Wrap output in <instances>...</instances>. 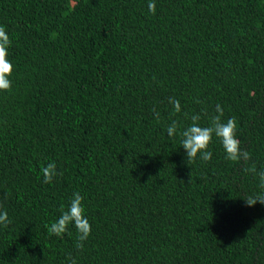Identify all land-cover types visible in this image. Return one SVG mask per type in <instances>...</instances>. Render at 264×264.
I'll list each match as a JSON object with an SVG mask.
<instances>
[{
	"label": "trees",
	"instance_id": "obj_1",
	"mask_svg": "<svg viewBox=\"0 0 264 264\" xmlns=\"http://www.w3.org/2000/svg\"><path fill=\"white\" fill-rule=\"evenodd\" d=\"M148 3L0 0L14 64L0 92V264H264V204L245 201L264 191V0ZM217 104L249 160L226 159L215 137L211 160H186L180 133ZM76 191L82 249L74 227L48 231Z\"/></svg>",
	"mask_w": 264,
	"mask_h": 264
},
{
	"label": "clouds",
	"instance_id": "obj_2",
	"mask_svg": "<svg viewBox=\"0 0 264 264\" xmlns=\"http://www.w3.org/2000/svg\"><path fill=\"white\" fill-rule=\"evenodd\" d=\"M148 9L151 12L155 11V0H149ZM11 41L8 33L3 26H0V92L7 91L12 85V76L14 72V64L9 59V47ZM169 102L173 105L176 111H180V103L174 98H169ZM154 114L159 116V113ZM216 113L210 117L207 125L199 123L200 116L194 114L191 116V121L187 127L180 133L181 147L184 149V154L187 161H192L197 157L202 161L212 159V151L209 149L210 143L215 137L223 148L225 158L231 161H247L250 158L248 151L240 147V141L236 135V122L233 118L226 121L222 119L223 108L221 105H216ZM167 135L173 137L177 134V123L172 121L166 128ZM43 180L45 183H50L57 175L54 162H49L41 169ZM260 188L264 189V167L258 170ZM83 196L79 191L73 193L71 199L66 206H62L60 215L49 226L50 234L61 236L70 227L76 230L75 247L82 249L84 242L88 240L91 233V224L83 206ZM247 205L252 206L257 202L264 204V191L249 197L245 200ZM8 223V215L6 211H0V226ZM70 264H77L75 258H70Z\"/></svg>",
	"mask_w": 264,
	"mask_h": 264
}]
</instances>
